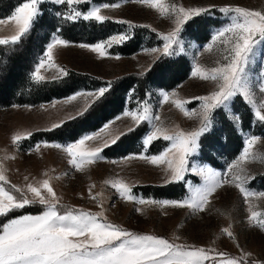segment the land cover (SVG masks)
Masks as SVG:
<instances>
[{
  "label": "snow or ice",
  "instance_id": "1",
  "mask_svg": "<svg viewBox=\"0 0 264 264\" xmlns=\"http://www.w3.org/2000/svg\"><path fill=\"white\" fill-rule=\"evenodd\" d=\"M45 0H25L15 7L8 16V20L15 22L14 34L0 38V46H16L23 38L30 34L31 30L41 19V5ZM57 5H67V11L63 14L57 12L58 17L69 22L95 21L104 23L110 16L102 14L103 9H117L119 3H104L88 8L86 11L78 9L82 3L92 4V0H52ZM133 3L147 5L155 10L161 18L171 21L172 27L167 33H157L163 41L162 48L146 49L154 54V62L162 57H172L184 52V41L181 33L189 29L190 35L196 37V29L207 28L210 23H217L209 19L213 12L218 10L227 18V22L217 27L210 37V42L197 46V59L191 69V77L201 81H209L213 88L206 95L185 99L175 91L160 92V104H171L187 118H196L198 126L191 130H184L178 125H168L158 113H154L148 100L138 102L135 110L125 108L122 115L105 122L98 130L84 133L79 139L66 144L44 142L45 147L56 148L63 151L68 157L67 163L78 172H84L93 163L103 159L104 149L116 145L122 137L127 136L144 122L149 124V130L141 138L143 151L130 154L122 159H140L154 166H163L165 184L184 180L185 173L189 170L202 177L203 184L198 187H189V195L183 200H155L137 198L132 193L133 185L123 178L105 180L111 188L125 201L135 202L140 205H158L160 207L171 206L174 208H187L192 212H203L211 203V197L217 190L225 185L235 187L243 197L245 205H249L247 217L249 225L259 227L264 231V218L261 213L252 211L250 201L253 197L264 198V192H253L248 186L252 177L246 165L253 161L264 164V152L253 151L258 142L264 137L246 133L244 148L239 156L228 165V171L224 174L214 171L210 167H189V158L200 148L202 137L211 136L214 132V113L216 110H224L225 118L231 123L239 124L240 117L235 114L231 103L240 97L249 106L253 114V123L264 126V10L250 9L247 7L224 5L216 9L215 5L189 6L178 4L175 0H132ZM116 22L135 27L133 22L117 20ZM3 23V21H0ZM151 27L150 25H139ZM157 32L155 28L151 29ZM57 28L52 38L43 50V55L38 58L34 71L30 78L36 83L59 82L69 75L67 69L54 62V49L66 47L69 41L63 39ZM131 39L127 33L112 35L109 39L94 44L82 43L81 48L98 53L100 57L108 55L107 49L114 44H122ZM199 47L203 53H212L214 66H206L199 61ZM261 57L260 82L256 86L259 91L257 98L250 78L249 65L257 57ZM119 59V56L114 57ZM41 69H55L54 75L45 76ZM151 70L158 71L164 76L171 71L167 64L159 65ZM113 85L107 82L106 86L94 90H79L63 98L64 105H70L83 98V103L76 107L73 113L64 119L54 122L43 131H52L61 128L69 120L85 117L92 107L100 103ZM192 100L199 102V109H189L188 104ZM61 101H53L50 107H56ZM16 107V105H13ZM24 107L30 108L25 105ZM44 108V105H41ZM46 110V109H45ZM131 118L132 124L125 129H117L113 126L122 118ZM32 136L31 131H18L11 136L13 145L18 146L24 139ZM163 139L168 142V147L158 154H148L149 146L156 140ZM99 141L92 146L86 142ZM40 145L36 146L39 151ZM8 157H5L7 159ZM14 158V157H12ZM6 168L0 162V182L7 183ZM26 182L23 187L12 185L11 188L19 195L6 191L0 186V216H6L15 210L24 209L27 206L39 204L42 211L38 214H23L8 219L0 225V264H205L212 260L217 264L210 253L215 249L197 247L183 243H176L179 237L172 241L153 234H139L114 224L104 217L103 211L93 213L84 209L72 208L61 204V198L54 191L51 180L53 177ZM89 186V197L98 199L101 193H93ZM102 204V201H101ZM63 209V211H61ZM137 212L141 208L136 209ZM229 239L235 240L231 225L223 228ZM237 247L239 245L237 244ZM250 253L242 252L239 257H229L227 253L219 252L216 256L222 258L219 264H257L256 261H248Z\"/></svg>",
  "mask_w": 264,
  "mask_h": 264
},
{
  "label": "rangeland",
  "instance_id": "2",
  "mask_svg": "<svg viewBox=\"0 0 264 264\" xmlns=\"http://www.w3.org/2000/svg\"><path fill=\"white\" fill-rule=\"evenodd\" d=\"M45 2L53 3L52 0H45ZM175 2L185 7H207L209 5H215L216 9H218L220 6L233 5L264 10V0H175ZM115 3H119L121 6L117 9L102 8L101 10L102 14L113 18L108 20L109 22H113L119 26L117 32H114L105 40L109 39L112 35L124 32H127L131 38L137 34L138 40L141 42V47L136 53L129 56L115 54L113 53L114 47L121 44H114L107 49L108 55L100 57L98 53L79 47L82 43L70 42L66 47L61 46L54 49V62L67 69L69 74L75 73L85 75L106 84L107 82H113L128 75H144L157 61L154 62V54L145 50L154 47L162 48L163 41L157 33H167L172 27L171 21L167 18H161L155 10H152L147 5L133 3L132 1H120ZM95 5L102 4H92L91 6ZM65 11L67 10H64L63 13ZM210 19L216 21L217 25L212 26L210 23L207 28H205L204 31L209 36L208 41L203 43L196 41L190 35L189 29L186 28L185 31L181 33V39L184 41L185 50L179 55L172 56H182L189 61L190 73L187 79L172 90L151 89L145 99L151 104L153 112L158 113L162 120L168 125H178L184 130H191L198 126V120L196 118H187L183 116V114L171 104L165 103L161 106L159 94L162 91H175L180 97L191 100L192 97L206 95L212 90L213 84L211 82L201 81L198 78L191 77V69L196 62L198 51V48L192 47V45L195 44L200 46L210 42L211 33L217 27L227 22V18L219 13L218 10L213 12ZM117 20L131 21L135 27L130 28L127 24L116 22ZM0 21H3V23H0V29H2L0 30V38L14 34L16 27L14 21H10L7 18ZM139 25H150L151 27H140ZM152 28H155L157 32H153L151 30ZM200 37L203 38L202 33ZM262 48H264V46H262ZM199 52L202 53V55L199 56V61L201 63L206 66H214L212 64L214 54L203 53L202 47H199ZM116 56H119V59H115L114 57ZM261 63V57L257 56L249 65L248 69L249 78L257 98L260 95L256 86L260 82L259 73L261 70ZM41 74L51 76L56 73L55 69H41ZM62 100L63 98L55 100L61 102L57 103L54 108L50 107L54 100L50 103L30 106V108L24 106L0 108V162H2L6 168L5 175L7 177V183L0 182V186H3L6 191H11L14 195H19L11 188L12 185L23 187L26 183L24 181L25 176L29 177L30 182H34L33 178H35V180L48 178L43 175L47 172L48 176L53 177L51 180L52 186L54 191L61 198V204L63 205L88 210L93 213L103 211L107 221L120 225L132 232L153 234L167 238L170 241H172L174 237H179V239L175 241L176 243L215 249V252L210 253V256L216 259L217 264H219V261L222 259L216 256V253L219 252L227 253L229 257H239L242 252L250 253L251 255L247 257L248 261H256L257 264H264V231L259 227L249 225L247 219L250 214L249 205H245L243 197L235 187L225 185L219 188L211 197V203L207 207V210L203 212H192L187 208H174L171 206L162 208L158 205H140L135 202L125 201L110 185L104 183L105 180L123 178L133 185L132 193L137 198H144L146 200H183L189 195L190 186H202V177L189 170L185 173L184 180L179 181L184 184L186 190L185 195L181 198L156 199L144 197L136 193L134 189L140 186H166L172 184H165L163 166L150 165L140 159H131L127 161L122 159L130 154L143 151L141 139L135 147L134 152L111 159L105 158L102 155L103 159L88 166L84 172H78L71 167L67 163L68 157L63 151L56 148L45 147L44 142L47 141H41L33 146H29L24 143L29 139L27 138L20 142L18 146L12 144L11 136L14 133L18 131H31L33 135L34 133L42 132V129L48 128L52 123L64 119L67 115L73 113L77 106L83 103V98L78 99L77 102L70 105H64ZM41 105H44V108H41ZM137 107L138 101L134 100L130 103L128 108L135 110ZM187 107L189 109L198 110L199 102L192 100ZM217 111L219 110H216L214 113V124ZM222 111L224 112V110ZM122 113L119 115H122ZM131 124V118L128 117L117 121L113 127L123 130ZM144 124L147 126L148 131L149 124L144 122L141 125ZM235 125L237 127L239 126V124ZM258 127L260 128L257 129ZM258 127H255L254 132H241L243 148L246 133L264 137V126L259 124ZM159 140L164 142L165 146L162 147V144L158 145L159 148H162L155 154H158L168 147V142L163 139H158L152 144ZM98 142L99 141H89L86 143L92 146ZM48 143L66 144L57 141ZM37 145H40L39 151L35 150ZM253 151L257 153L264 152V140L258 142V144L254 146ZM148 154L151 155V153H149V148ZM5 157L8 158L5 159ZM230 163L225 165L222 169H215L199 159V149L189 158L190 168L210 167L221 174L228 171V165ZM246 168L249 174L254 177V179L248 182L250 190L257 193L264 192V164H261L259 161H253L248 163ZM90 185H95V187L92 188V192L94 194L101 193V197L96 200L89 197ZM34 205L41 206L39 204ZM138 207L141 208L140 212L136 211ZM250 208L252 211L261 213V218H264V198H251ZM61 211H63V209H61ZM229 225H231V231L234 233L235 240L229 239L227 234L221 231ZM237 244L239 247H237ZM205 264H212V260L205 261Z\"/></svg>",
  "mask_w": 264,
  "mask_h": 264
},
{
  "label": "trees",
  "instance_id": "3",
  "mask_svg": "<svg viewBox=\"0 0 264 264\" xmlns=\"http://www.w3.org/2000/svg\"><path fill=\"white\" fill-rule=\"evenodd\" d=\"M120 1L132 0H92V4H111ZM23 2L25 0H0V20L8 18L15 7ZM91 5L82 3L77 7L81 11H86ZM40 7L41 19L39 23L35 25L29 35L23 38L21 43L14 47L11 45L0 46V108L2 109L13 107V105L37 106L62 99L82 89L106 86V83L75 73H70L59 82L36 83L30 78V73L34 70L38 58L43 55L44 48L50 42L57 28L60 29L58 34L63 39L72 43L87 44L103 41L119 29L117 24L109 21L102 24L83 20L75 23L65 21L56 13L63 14V11L67 10L66 4L57 5L44 2ZM211 25L216 26L217 23H211ZM204 30V27L195 30L196 41L200 43L208 41L209 36ZM201 33L203 38L200 37ZM138 39L136 34L123 44L114 47L113 53L122 56L136 53L141 47V42ZM162 64H167L171 68V71L164 76H161L158 71L151 70ZM189 73V61L185 57H162L142 76L128 75L113 81L110 92L100 103L94 105L85 117L69 120L61 128L52 131L34 133L24 143L33 146L41 141L74 142L84 133L98 130L105 122L112 120L125 108H128L132 101H144L151 89H174L187 79ZM232 108L235 114L240 117L238 127L227 120L225 113L219 110L216 112L213 134L201 138L199 159L215 169H222L240 154L243 148L241 132H254L255 127L259 125L253 123V114L242 98H235ZM146 131L145 124L139 126L133 133L122 137L116 145L106 148L102 155L111 159L134 152ZM160 144L162 147L165 146V143L159 140L149 147V153H157L162 148L158 147ZM134 191L144 197L156 199H178L183 197L186 192L185 186L181 182L166 186H140ZM42 210L41 206L32 205L12 211L6 216H0V225L19 215L38 214Z\"/></svg>",
  "mask_w": 264,
  "mask_h": 264
},
{
  "label": "crops",
  "instance_id": "4",
  "mask_svg": "<svg viewBox=\"0 0 264 264\" xmlns=\"http://www.w3.org/2000/svg\"><path fill=\"white\" fill-rule=\"evenodd\" d=\"M0 30H2V29H0Z\"/></svg>",
  "mask_w": 264,
  "mask_h": 264
}]
</instances>
